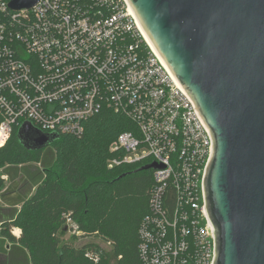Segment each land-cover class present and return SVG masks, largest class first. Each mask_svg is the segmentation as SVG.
<instances>
[{
	"label": "built area",
	"instance_id": "1",
	"mask_svg": "<svg viewBox=\"0 0 264 264\" xmlns=\"http://www.w3.org/2000/svg\"><path fill=\"white\" fill-rule=\"evenodd\" d=\"M105 109L131 124L107 166L160 165L138 228L139 264H212L202 188L211 139L126 1L39 0L15 12L0 0V147L24 121L80 136ZM85 257L97 264L100 252Z\"/></svg>",
	"mask_w": 264,
	"mask_h": 264
},
{
	"label": "water",
	"instance_id": "2",
	"mask_svg": "<svg viewBox=\"0 0 264 264\" xmlns=\"http://www.w3.org/2000/svg\"><path fill=\"white\" fill-rule=\"evenodd\" d=\"M125 1L211 139L202 188L212 264H264V0ZM16 137L30 152L59 139L28 121Z\"/></svg>",
	"mask_w": 264,
	"mask_h": 264
},
{
	"label": "trees",
	"instance_id": "3",
	"mask_svg": "<svg viewBox=\"0 0 264 264\" xmlns=\"http://www.w3.org/2000/svg\"><path fill=\"white\" fill-rule=\"evenodd\" d=\"M130 125L105 109L84 122L80 136L60 135L39 152L25 150L14 127L0 147V188L2 176L9 179L0 193V264H93L87 251L100 252L97 264H139L138 228L148 212L152 170L142 169L147 161L107 166L111 142ZM68 230L74 233L64 240ZM78 233L101 237L111 249L75 246Z\"/></svg>",
	"mask_w": 264,
	"mask_h": 264
},
{
	"label": "rangeland",
	"instance_id": "4",
	"mask_svg": "<svg viewBox=\"0 0 264 264\" xmlns=\"http://www.w3.org/2000/svg\"><path fill=\"white\" fill-rule=\"evenodd\" d=\"M3 183L0 188V193L3 191V189L8 185L9 179L6 176H2ZM27 188H29V185H26ZM5 204L1 201L0 199V207L3 208ZM0 208V213H5L3 209ZM6 208V207H5ZM4 208V209H5ZM66 222H68V218H66ZM69 223H72L71 221ZM1 230V228H0ZM11 234L15 237H17L20 234V230L18 228H11L10 230ZM74 232L72 230L66 231L62 236L64 240H69ZM74 244L75 246H82L87 243H94L97 244L100 248H104L105 250H110L111 249V243L104 241L101 237H97L95 235H90V236H81V233L76 234V239H74Z\"/></svg>",
	"mask_w": 264,
	"mask_h": 264
},
{
	"label": "bare ground",
	"instance_id": "5",
	"mask_svg": "<svg viewBox=\"0 0 264 264\" xmlns=\"http://www.w3.org/2000/svg\"><path fill=\"white\" fill-rule=\"evenodd\" d=\"M144 34V33H143ZM144 36H145V34H144ZM146 37V36H145ZM146 39H147V37H146ZM148 40V39H147ZM148 42H149V40H148ZM150 43V42H149ZM151 44V43H150ZM152 46V45H151ZM153 47V46H152Z\"/></svg>",
	"mask_w": 264,
	"mask_h": 264
}]
</instances>
